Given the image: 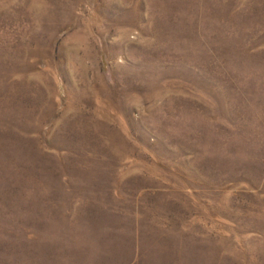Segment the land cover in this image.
<instances>
[{"label": "rangeland", "instance_id": "rangeland-1", "mask_svg": "<svg viewBox=\"0 0 264 264\" xmlns=\"http://www.w3.org/2000/svg\"><path fill=\"white\" fill-rule=\"evenodd\" d=\"M0 264H264V0H0Z\"/></svg>", "mask_w": 264, "mask_h": 264}]
</instances>
